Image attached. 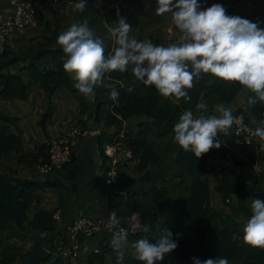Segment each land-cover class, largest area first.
<instances>
[{
  "label": "trees",
  "instance_id": "obj_1",
  "mask_svg": "<svg viewBox=\"0 0 264 264\" xmlns=\"http://www.w3.org/2000/svg\"><path fill=\"white\" fill-rule=\"evenodd\" d=\"M96 0H87V5L83 12L76 9V19L79 23L87 22L89 27L94 31L96 36L103 39L104 44L108 37V32L100 30V22L95 13L94 5ZM156 0L153 9L146 14L148 24L154 29L151 33L152 43L161 44L159 40V28L163 23V14L157 15L155 12ZM253 21H259L260 27H264V15L257 16ZM58 33L55 32L53 37H45V42L38 47L31 48L27 54L14 55L9 57V50L0 56V87L1 97L6 101H12L16 98H25L28 87L23 83L22 74H15L9 71L15 63L20 60H30L26 70L31 78L46 92L48 98L57 92L59 88L65 87L71 93L78 95V89L74 87L69 74L64 71L63 63L65 54L62 47H55ZM162 45V44H161ZM108 53V52H107ZM105 53V54H107ZM50 55L53 59V68L41 71L37 63ZM9 57V59H7ZM6 59V60H5ZM110 80L109 86L98 87L94 85L93 92L96 98L97 121L100 122L105 118L104 126L111 128L118 127V132L113 136H108L106 132H101L98 141V149L101 151L105 143L112 142L114 137L122 131V116L119 110L121 105H127L131 109H138L139 113L147 114L160 122L166 123L163 133H173L174 125L178 122L179 116L184 110H192L194 115L201 111L196 108L197 103L204 101L207 106L213 103H229L234 100L241 85L233 82H226L215 77L210 73H202L193 79V86L187 90L190 99L183 97L177 98V103L170 105L163 102L162 97L154 86L143 84L137 80L132 73L131 66L125 72L113 70L105 73ZM115 86L120 95L117 101L109 97L112 86ZM143 92L141 93V91ZM253 95L249 90L243 91V96L247 102L248 96ZM248 103V102H247ZM249 104V103H248ZM253 107V112L259 121H264V102L249 104ZM240 112V111H239ZM51 108L44 114L42 125L45 126L52 117ZM10 121L0 110V158L7 156L14 151L22 152V143L20 137L9 134L7 127L3 123ZM126 145L130 149L133 161L136 163V172L142 175L141 182L152 181L153 184L158 182L159 175H153L149 168H159L163 166L164 157L160 151L152 144L148 129L141 130L138 133L126 129ZM226 142H229L228 138ZM43 148L38 154L33 155V161L37 157H42L43 162L47 161L46 148ZM213 156V150L210 149L201 157L196 158L190 151H185L181 146L174 160L176 166L186 169L188 175L192 178L191 196L186 199V211L177 217L171 219V225H166L160 217L148 209L134 206L129 209L128 213L137 211L141 214L144 224L152 225L153 230L149 238L152 241L153 236H158L157 226H167L173 233V239L178 241V246L171 253L167 254L160 263L156 264H192L193 257L200 259L226 257L229 264H264V248L253 247L243 239V227L235 218L227 215H221V229L215 230L214 215L209 212L210 207V185L206 176L208 174V163ZM250 162L238 161L237 169L222 171V178L218 184L217 191L222 195L224 200L236 195L241 204L239 212H242L246 219L251 216V207L244 203L255 196L256 187L261 185L256 177L254 164L257 160L256 151L250 153ZM138 184L137 179L130 178L126 173L119 175L117 185L119 193L131 195ZM59 187L49 181L40 183L33 180L17 179L15 183L6 176L0 174V226L5 227L9 222H14L19 231H55L56 221L53 214L47 211H38L32 219H29L28 212L31 203L37 198L36 193L45 187ZM73 195L71 188H65ZM153 193L156 201H162L167 196V191L159 192L157 187H153ZM264 200V191L261 197ZM61 202H64V196H61ZM127 213V214H128ZM126 214V216H127ZM218 215V213H215ZM126 216L121 218L125 219ZM247 221V220H246ZM140 238V237H138ZM154 243V242H153ZM0 243V264L3 252ZM41 247L37 246L29 258L40 252ZM53 257L51 256L50 259ZM94 258H102L93 255ZM116 264V254L114 255ZM52 264H69L62 258H54ZM124 264H129L124 260Z\"/></svg>",
  "mask_w": 264,
  "mask_h": 264
},
{
  "label": "crops",
  "instance_id": "obj_2",
  "mask_svg": "<svg viewBox=\"0 0 264 264\" xmlns=\"http://www.w3.org/2000/svg\"><path fill=\"white\" fill-rule=\"evenodd\" d=\"M9 1L10 0H0L1 11H6L8 9ZM154 2L155 0L95 1L94 10L100 22V30L102 32H108L105 43V53L111 52L117 46L109 31L113 23L118 21V19H116L115 6H120L122 16L126 17L127 22L132 26L129 33L130 37L147 42L152 41L151 33L154 29L148 24L146 14L153 9ZM200 3L202 8L209 7L213 3H220L226 8L229 15H239L251 21L257 16L264 15V0H200ZM73 23H79L76 19V8L73 0H62L61 3L54 7H44L38 17L37 27L28 29L24 35H15L11 37L8 44L9 57L28 53L31 48L38 47V45L44 43L45 37H53L55 32L60 34ZM181 36L182 33L175 27L172 21L171 13L163 14V23L159 28V40L161 44L163 46H168L171 43L179 41ZM55 47H61L57 43V40L55 41ZM9 57L7 59H9ZM29 62L30 60H20L9 68L11 73L22 74L23 83L28 87L25 98H16L12 101H6L1 97L2 87H0V110L10 118V121L3 123V125L7 127L9 134L20 137L23 148L22 152L14 151L0 158V174L6 175L12 183H15L17 179H26L38 181L40 183L49 181L54 185H60L59 187H45L43 190L37 192V198L32 201L28 215L29 219H32L34 215L41 210L52 214L56 211H60L61 220L56 222V229L53 232L19 231L14 222H9L11 226L17 228L18 235H24L20 240H25L27 243L26 245H1V249L3 253H5V261L3 264H22L32 259L29 258V254L32 253L37 246L41 247L40 252L42 250H51L58 247L59 241L67 238L68 229L76 219L80 210H85L90 216L95 218L108 216L113 211L116 212L117 216L123 217L126 216L129 209L135 205L141 206L145 204L146 200L137 193L139 187L147 186L148 183H151V186L155 185L158 187V182L152 184L153 182L149 181L145 182V184H137L131 195L116 193L115 191L109 190L105 185L103 177L104 161L97 152L93 153L90 186L87 194L82 198L74 197V194L72 195L65 189H72L73 181L79 169L78 160L62 171L54 172L47 177L41 175L39 167L42 157H37L36 162L32 159L34 157L33 155L38 154L43 148V142L46 138L59 137L66 130L74 126L86 128L92 127L93 125L98 126L99 122L97 121V107L94 92L89 95H84L78 90V95H75L67 90V88L62 87L57 90L51 99H49L40 84L36 83L25 69ZM37 66L41 71L53 68L54 64L52 57L50 55L46 56L37 63ZM69 76L75 84L76 81L72 75L69 74ZM244 90L245 89L241 86V90L233 101L229 103H213L211 106L207 107L206 111H198L195 115L199 116L205 114L219 116L221 113L218 107L223 104L226 108H230L232 113L238 111L244 112L255 127L260 126L253 112V107L246 102L243 96ZM49 108L52 109L53 114L50 121L43 126V116ZM121 126L123 129L127 128L123 120ZM117 132V126H112L106 131L108 136H113ZM227 133L223 131L218 133V137L223 140V143L219 149H214L213 156L209 161L210 170L206 176L210 185V207L212 211H221L226 205L222 203L223 197L218 191L216 192V190L222 178L220 158L224 151L225 144L227 143ZM256 155V162L259 163L263 169L262 159L264 157V141L260 139L258 140ZM239 161L246 162L247 160L245 157L240 156ZM174 166L175 170L179 172V175L184 174L186 176V184L189 186L186 197V199H188L191 196L192 178L188 175L186 169L176 166L175 164ZM149 171L153 175L156 174L151 168H149ZM125 173L130 178L136 179V163L134 161L128 162ZM256 177H258V175ZM262 186H264V182ZM147 190L148 187L144 188V191ZM62 195L64 196V210L59 209ZM228 198L232 200L231 196ZM225 201L226 200H224V202ZM244 204L247 205L246 203ZM226 209L227 211H232L227 205ZM166 225H171V223ZM32 237L48 239L50 245H34L37 240L32 239ZM153 238H155V236H153ZM136 239L138 238H128L129 242ZM152 240L155 242L154 239ZM130 251H132V249L129 247L126 251L124 260H127ZM115 254L116 252L111 247L109 241L101 237L86 238L83 240L82 251L79 257L70 260L69 264H115ZM93 255L102 258H94L91 260ZM53 260L54 258L41 264H52ZM140 263L142 264L141 261ZM133 264H139V261L137 260Z\"/></svg>",
  "mask_w": 264,
  "mask_h": 264
},
{
  "label": "clouds",
  "instance_id": "obj_3",
  "mask_svg": "<svg viewBox=\"0 0 264 264\" xmlns=\"http://www.w3.org/2000/svg\"><path fill=\"white\" fill-rule=\"evenodd\" d=\"M75 8L85 10L87 0H73ZM157 15L171 13L175 27L182 33L180 40L168 46L130 37L132 29L126 17L119 16L110 28L117 45L105 54V44L96 36L87 22L73 23L57 37L65 59L63 69L76 81L74 87L84 95L93 93L95 84L105 73L113 70L125 72L129 66L135 78L145 85L154 86L165 97L190 99L187 90L194 77L210 73L226 82H235L253 95L249 104L264 102V27L239 15H229L220 3L202 8L200 0H156ZM120 93L113 85L109 97L117 101ZM204 101L196 108L207 110ZM221 115H194L184 110L174 125V142L199 158L210 149H219L223 140L218 133H227L238 119L230 108L218 107ZM254 135L264 141V121L254 129ZM115 211L110 214L109 225L114 228L110 241L116 252V264H124L127 249L133 250L136 260L143 264H156L175 250L178 241L171 230L157 226L158 236L150 242L147 235L129 242L128 232L118 227ZM134 229L150 233L152 225L136 223ZM243 239L253 247L264 248V200L251 202V216L243 226ZM192 264H229L226 257L192 258Z\"/></svg>",
  "mask_w": 264,
  "mask_h": 264
},
{
  "label": "built area",
  "instance_id": "obj_4",
  "mask_svg": "<svg viewBox=\"0 0 264 264\" xmlns=\"http://www.w3.org/2000/svg\"><path fill=\"white\" fill-rule=\"evenodd\" d=\"M62 0H10L6 11L0 10V56L7 49L8 44L13 36L24 35L30 28L38 25V17L44 7H54L61 3ZM116 19L122 15L120 6H115ZM238 119L233 123L227 133L229 142L225 144L224 151L220 158L222 171L237 169V162L240 156L245 157L246 162H250V153L256 151L259 138L254 135L256 128L248 119L244 112L233 113ZM127 128L116 135L112 142L105 143L100 151L96 152L104 161L103 177L106 187L119 193L117 179L120 174L125 173L128 162L133 161L130 149L126 145L125 131ZM101 131H92L86 127L74 126L66 130L59 137H49L43 142L46 148L47 161L41 160L39 171L41 175L47 177L54 172L62 171L73 161L81 157V149L84 142L92 135H99ZM210 161V160H209ZM257 174L262 172V166L259 163L254 164ZM210 170L208 163V172ZM227 204L231 199L226 200ZM109 217L95 218L90 216L85 210H80L76 219L68 229L66 239L59 241L58 247L47 250L53 258L60 257L65 262L78 258L82 251L83 240L92 237H101L111 241L114 228L109 225ZM120 224L118 227L125 228L128 232V238H138L143 233L134 229L136 223L144 224L142 216L137 211L127 214L125 219L117 216ZM54 220H61V212L56 211L53 214Z\"/></svg>",
  "mask_w": 264,
  "mask_h": 264
},
{
  "label": "rangeland",
  "instance_id": "obj_5",
  "mask_svg": "<svg viewBox=\"0 0 264 264\" xmlns=\"http://www.w3.org/2000/svg\"><path fill=\"white\" fill-rule=\"evenodd\" d=\"M23 54H27V53H23ZM109 82L110 80L104 75L101 82L95 85L100 88L107 87L110 85ZM142 92L143 90L141 91V93ZM161 97H162L163 102H166L170 105H173L176 102H178L177 97L175 96L165 97L161 95ZM120 108L121 110H119V112L123 118V121L125 122L127 126V129L132 131L133 133H138L141 130L148 129L150 136H151L150 140L152 144H154V146L160 151L161 155L164 157V163L162 167L151 168V169L154 171V173H156L155 174L156 176L159 175L158 187H157L158 191L159 192L167 191V196L162 201H156L154 193H153L154 185L151 186V183H148L147 186L138 188L139 189V191L137 192L138 195L144 198V200H146L145 204L139 207L150 210L152 213L157 214L163 223L170 224L172 223L171 219L173 217H177L186 211L185 202H186L187 192L189 190V186L188 184H186L187 182L186 176L184 174L179 175V172L175 170V166H174V157L177 154L180 146L176 142H174L173 133H170V134L163 133L162 134V131L166 123L160 122V120L154 119L147 114L139 113L138 109L136 108L131 109L127 105H121ZM105 122L106 120L105 118H103L98 123V126L93 125L92 127H89V129L92 131L100 130L101 132H106L108 128L106 129V127L104 126ZM212 150L214 151V149ZM76 160H78V163L80 164L81 157ZM263 160H264V157L262 159L263 170L261 173L257 174L258 175L257 179L261 181V185L256 187L257 190L255 192V196L245 202L249 206H251V202L253 199L255 198L261 199L263 195V191H264V186H262L264 182V161ZM75 161H73L71 164H73ZM136 174L135 175H136L138 184H145L140 181L142 176L137 172ZM147 187H148V190L144 191V188H147ZM231 198L232 200L230 204H227L226 201L224 202V198H222V203L226 204L228 208H230V210L233 211V213L232 211L231 212L229 210L227 211L226 205H225V208H222L221 211H212L211 207H209L210 214L214 215V218H215V223H213V228L215 230L221 229V225H222L221 215H225V216L229 215L235 218V220L238 223L242 224V227L246 223V220H247L246 216L242 212H239V209L241 208L239 199L237 198L236 195H232ZM63 205L64 203L62 204L61 202V204L59 205V209L64 210ZM215 213H218V215H215ZM229 213H232V214H229ZM174 215H177V216H174ZM16 229L17 228L11 226L9 223L5 227L0 226V243L2 245H26L27 242L25 240H20L21 238H23L24 235L23 234L18 235V231ZM32 239L37 240L34 245H50V242L48 239H43L41 237L39 238L32 237ZM4 255L5 253H3V256L1 255V261L2 259H4ZM127 257H128L127 260L129 264H133L137 261L133 255V250L130 251ZM160 262L161 261L156 262V263H160ZM139 264H141L140 261H139Z\"/></svg>",
  "mask_w": 264,
  "mask_h": 264
},
{
  "label": "water",
  "instance_id": "obj_6",
  "mask_svg": "<svg viewBox=\"0 0 264 264\" xmlns=\"http://www.w3.org/2000/svg\"><path fill=\"white\" fill-rule=\"evenodd\" d=\"M99 138V135H92L84 142L81 149L79 169L72 184L73 194L76 198H82L88 192L92 178L93 153L97 149ZM50 258V253L47 250H42L41 252L36 253L32 259L27 260L22 264H41L49 261Z\"/></svg>",
  "mask_w": 264,
  "mask_h": 264
}]
</instances>
